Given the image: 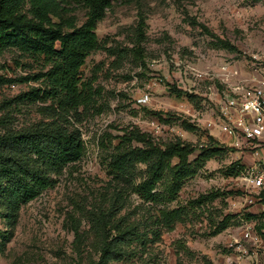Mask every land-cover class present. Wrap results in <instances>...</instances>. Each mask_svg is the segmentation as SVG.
Listing matches in <instances>:
<instances>
[{
    "label": "rangeland",
    "instance_id": "374dc122",
    "mask_svg": "<svg viewBox=\"0 0 264 264\" xmlns=\"http://www.w3.org/2000/svg\"><path fill=\"white\" fill-rule=\"evenodd\" d=\"M27 9L25 5L24 12ZM65 9L60 12L64 32L67 24L78 27L85 21L82 6ZM95 34L99 48L80 70L82 80H92L96 90L94 106L75 125L84 154L10 219L0 205V264H89V257L97 259L89 213L102 206L110 209L114 186L106 162L119 138L132 128L160 143L180 139L196 146L211 137L221 153L185 180L176 200L166 205L182 209V222L170 232L149 224V233L140 225L128 255L112 264H264L262 249L240 263L227 261L232 254L225 249L226 242L239 235L238 214L245 195L242 175L254 164L250 154L230 150L225 136L203 126L216 111L214 93L223 88V64L245 74L253 65L264 69V0H119L98 22ZM41 66V61L15 49L0 54V77L9 81L0 85V120L5 122L0 133L25 130L43 120L39 109L48 102L8 105L20 94L43 86L33 80ZM168 85L196 95L195 105L170 94ZM182 122L197 131H184ZM137 205V197L131 196L113 221ZM263 210L264 204H255L246 213L260 215ZM143 213L145 209L137 211L129 221ZM227 216L232 218L227 228L216 232ZM78 222L83 235L80 255L72 231Z\"/></svg>",
    "mask_w": 264,
    "mask_h": 264
},
{
    "label": "trees",
    "instance_id": "16d2710c",
    "mask_svg": "<svg viewBox=\"0 0 264 264\" xmlns=\"http://www.w3.org/2000/svg\"><path fill=\"white\" fill-rule=\"evenodd\" d=\"M118 1L0 0V54L15 49L42 64L33 80L41 81L43 86L20 94L8 105L48 102L39 109L43 120L25 130L5 129L0 133V205L7 209V218L51 188L66 166L82 158L84 143L75 125L81 124L88 109L94 106L96 90L92 80H82L80 70L86 58L99 48L95 34L98 22ZM25 5L28 9L24 12ZM68 5L82 6L86 10L85 21L78 27L67 24L64 32L60 12L66 11ZM220 45L234 51L228 44L220 42ZM5 82L9 83L0 77V85ZM168 91L177 98L186 97L195 105L196 95L175 85H168ZM4 124L1 119L0 127ZM181 128L190 133L197 131L187 122H182ZM220 153L211 137L206 144L193 146L180 139L156 142L136 128L127 131L106 162L107 175L114 186L110 209L102 206L89 213L98 255L96 260L89 257V264L123 261L129 245L138 237L140 225L147 230L156 224L158 229L170 232L182 222V209H167L166 205L176 200L185 180L195 176L207 161ZM133 195L139 205L114 222ZM260 203L264 204V200ZM160 206L163 209L156 208ZM143 209L146 214L129 221L130 216ZM244 218H260L256 231L260 234L264 229V213H246ZM230 219L227 216L216 232L226 229ZM79 230L80 222L73 224L78 255L83 244Z\"/></svg>",
    "mask_w": 264,
    "mask_h": 264
},
{
    "label": "built area",
    "instance_id": "2783aa9c",
    "mask_svg": "<svg viewBox=\"0 0 264 264\" xmlns=\"http://www.w3.org/2000/svg\"><path fill=\"white\" fill-rule=\"evenodd\" d=\"M220 72L223 88L214 93L216 111L203 126L225 136L230 150L250 154L254 164L242 175L245 195L238 214L239 235L230 236L225 246L232 254L227 261L233 258L240 263L247 256H257L258 249L264 250V229L260 234L256 231L259 220L244 218L246 208L260 203L264 191V69L253 65L245 74L223 64Z\"/></svg>",
    "mask_w": 264,
    "mask_h": 264
},
{
    "label": "crops",
    "instance_id": "0c3cea01",
    "mask_svg": "<svg viewBox=\"0 0 264 264\" xmlns=\"http://www.w3.org/2000/svg\"><path fill=\"white\" fill-rule=\"evenodd\" d=\"M258 204H261V203H258ZM254 208L252 207V208H250V210L252 211ZM246 211V210H245ZM252 214V213H251ZM253 215H255V214H253Z\"/></svg>",
    "mask_w": 264,
    "mask_h": 264
}]
</instances>
